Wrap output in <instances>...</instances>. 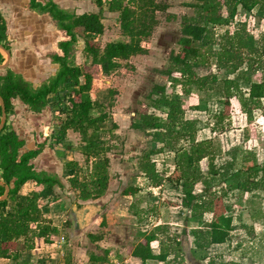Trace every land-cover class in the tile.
<instances>
[{
	"label": "rangeland",
	"instance_id": "374dc122",
	"mask_svg": "<svg viewBox=\"0 0 264 264\" xmlns=\"http://www.w3.org/2000/svg\"><path fill=\"white\" fill-rule=\"evenodd\" d=\"M157 1L167 3L168 9L166 12L156 13L158 24L152 35L144 42L148 52L121 61L122 65L117 70L109 74L103 71L98 73L84 54L83 39L79 37L77 43L75 61L93 73L91 95L95 100L100 101L109 115L99 131L102 145L109 148L105 155L110 158L108 189L102 197L89 200L79 197L80 192L73 187L71 178L75 173L79 174L80 179L85 174H91L93 160L92 158L88 160L82 152L80 145L83 141L77 131L68 130L65 144L55 143L51 135L60 123L55 117L59 118L58 116L61 115L66 118L67 114H61L58 110L59 106L54 103L45 108L48 111L47 118L50 116L53 118L52 129L47 139L35 146L43 144L42 152L45 148L55 146L51 148L54 152L48 149V153L38 157L41 152L37 158H34L35 160L33 159L35 162L33 165L35 168H48L46 170L51 172L60 170V175L57 173L54 175L60 179L61 185L54 186L51 198L47 199L48 190L39 201L46 220L59 228L57 235H51V240L54 241L49 242L55 245L49 247L41 245L37 242L39 237L32 242L37 248L35 254L40 258V264H94L90 260L91 254L105 256L111 250L115 251L118 257L120 247L126 248L138 240V231L142 234V241L145 234L155 233L158 239L153 242L154 248L160 252H171L168 261L164 264H264V183L251 182L240 186L238 180L226 181L220 175L229 161H233L235 168L252 165L254 157L259 162L264 161V88L260 94L251 97L253 100L250 109L245 110L237 98L232 99L230 107H225L216 97L208 101L207 95L201 93L196 84L181 81L174 83L164 75L161 70L169 66L171 55L180 50L182 18L184 15L194 14V9L186 5L190 0ZM222 1L228 2L224 8L225 13H228L232 5L229 1ZM56 2L62 9L76 14L99 12L105 26L104 33L100 37L102 45L125 39L119 23V14L109 12L107 5L100 8L94 0H56ZM23 14L21 22L17 21L13 29L17 32V36H20V32L25 34L17 44L21 50L25 49L24 53L21 52L25 56L24 62L27 65L34 64L33 69L28 68L26 79L28 78L29 81L32 79L30 82L39 86L58 71L49 63H54L52 61L54 53H62L59 42L67 37L48 13L37 15L25 10ZM238 29L253 34L255 45L259 48L263 47L264 11L258 8L251 12L241 9L233 23L217 28V32L223 34L229 30L234 34ZM11 47L18 50L14 44ZM238 54L240 55L236 56L235 63L238 71L248 70L252 79L262 80L264 55L261 50L257 53V62L251 59L248 49H243ZM30 57L33 59L30 60ZM46 60L48 63H45ZM260 65L262 68L256 70ZM197 71L199 75H204L210 80L214 77L227 76L223 68L213 64L200 66ZM155 84L166 85L168 94L182 98L186 117L199 120L197 129L188 132L192 142L214 141L215 159L212 161L207 157L199 163L204 176L203 181L208 184L205 185L202 181L196 184L188 182L189 184L185 185L180 181L181 172L177 169L176 153L169 149L151 156L152 161L155 162L154 174L147 176L140 170L142 157L154 145L151 142L152 137L134 128L133 123L139 117L138 110L142 107L141 103L148 101L147 96ZM187 88L190 90L189 93ZM75 98L78 100V96ZM98 112V109L92 110L94 115ZM150 112L165 116L164 110L151 108ZM45 118L43 117V120ZM10 123L12 124V121ZM175 129L179 130L180 127L175 125ZM37 133L36 131L35 134ZM43 133L41 131V134ZM37 137L38 135L35 138ZM57 150L63 152L64 158L58 155ZM68 161H77L79 165L74 170L66 171L65 164ZM62 168L64 170L61 173ZM0 182H3L1 177ZM130 187L138 188L139 191L126 199L127 195L123 192ZM186 189L204 194L206 199L211 201L205 203L197 200L189 206ZM2 197L0 193V198ZM52 200L58 202L49 205L45 210L44 207ZM12 209L13 203L9 202L6 209L0 210V214ZM84 211L87 214L81 218V212ZM92 211L95 213L98 211L97 215L93 214L101 220L100 223L105 219L106 224H100L99 227L96 225L95 228L92 222H87ZM132 211H136L137 214H129ZM109 213V217L112 215V221L117 227L112 235L106 238L102 228L107 225ZM123 213L125 219L120 218ZM220 214L233 217L232 231L225 243L210 244L208 234L210 228L207 224ZM155 223L158 226L154 228ZM186 230L187 234H185ZM195 230L197 233H194ZM92 231H96V236L106 238L107 242L102 245L92 241L89 237ZM178 240L181 242L180 245L177 244ZM27 244L29 243L22 239L18 241L17 247L15 246L20 250L19 260L22 262L20 264H26L25 260L32 258L29 253L32 249H29ZM0 264L10 263L0 259Z\"/></svg>",
	"mask_w": 264,
	"mask_h": 264
},
{
	"label": "trees",
	"instance_id": "16d2710c",
	"mask_svg": "<svg viewBox=\"0 0 264 264\" xmlns=\"http://www.w3.org/2000/svg\"><path fill=\"white\" fill-rule=\"evenodd\" d=\"M226 1L232 5L228 13H225L224 9L228 2L222 0H190L186 4L194 9V14L183 16L179 39L180 50L171 55L169 66L161 72L174 83L181 81L196 84L198 90L207 95L208 101L216 97L225 107H230L232 99L237 98L242 108L249 110L253 100L251 97L260 94L264 88V77L262 80H254L248 70L238 71L235 65L236 56L240 55L238 53L241 50L248 49L251 59L257 62V53L261 50L264 55V46L257 47L253 34L246 33L247 31L241 32L238 29L231 34L227 30L219 34L217 28L233 23L241 9L251 12L258 8L264 11V0ZM94 2L100 8L107 5L109 12L119 14L124 40L111 41L105 45L100 43L105 26L99 12L76 14L62 9L54 0L45 3L30 0V7L33 10L41 14L48 13L57 27L66 34L67 38L59 42L62 54L52 55V61L59 65L58 71L39 86H35L22 74L10 68L0 71V95L4 98L7 112L6 124L0 132V177L4 185H12L9 197L0 200V210L6 209L9 202L13 203L12 210L0 214V257L12 258L16 264L22 263L19 260L20 250L16 248L18 241L23 239L29 243L28 246L36 237L44 238L46 242H53L51 235L55 236L59 233V229L46 220L39 201L45 192L52 190L57 184L61 185V182L54 175L55 173L37 171L31 163L42 152L43 144H39L35 149L21 152L24 141L19 138L9 120L14 113L13 100L21 99L34 113H40L54 103L59 106L57 109L61 114H67L66 118L61 115L58 116L59 118L55 117L60 123L51 137L55 143L65 144L69 129L80 133L83 141L80 148L88 160L92 158L93 168L92 173L85 174L82 179L75 173L71 183L79 190V197L83 200L102 197L108 189L110 158L105 155L109 148L102 145L99 131L109 115L100 101L95 100L91 95L93 73L75 61L79 37L84 41L83 50L86 58L91 61L98 73L103 71L109 74L121 67V61L148 52L144 42L152 35L158 24L156 13L166 12L168 9L167 3L157 0H94ZM0 43L10 50L7 23L1 11ZM4 60L5 57L0 52V64ZM209 64L223 68L227 76L214 77L210 80L204 75H199L197 69ZM261 68L260 65L256 70ZM231 75L235 76L231 77ZM189 91L187 88L188 93ZM147 99L148 101L141 103L142 107L138 110L139 117L134 121L133 127L151 136L154 148L152 147L142 157L140 170L147 176L154 174L155 162L152 161L151 156L169 149L176 153L177 169L181 172L179 180L185 185L189 184L188 182L194 184L202 182L204 176L199 163L207 157L212 161L215 159L214 141H191L188 132L197 129L199 120L186 117L184 101L182 98L168 94L166 85L155 84ZM151 108L164 110L165 116L150 112ZM94 109H98L97 115L92 113ZM0 117H2L1 105ZM175 125L180 129H175ZM57 151L58 155L64 158L63 152ZM65 165L67 169L74 170L79 163L68 161ZM220 175L226 181L238 180L240 186L251 182L261 184L264 183V161L259 162L254 157V163L246 168L243 166L235 168L233 161H229ZM28 181H35L37 188L25 196H20L21 187ZM204 183L208 184V182ZM4 185H0L1 195L5 193ZM137 191L138 188L130 187L123 193L132 195ZM186 193L189 206L197 200L205 203L211 201V199L207 200L204 194L189 190ZM132 213L137 214L136 211ZM232 222L233 217L225 214H220L211 220L207 224L210 228L209 243H225L232 231ZM103 224H106L105 219L101 225ZM194 233H197L196 230ZM89 237L94 242L103 238L95 234H90ZM157 239L155 233L145 234L144 241L134 247L133 255L139 257L143 263L148 259L168 261L171 252L162 251L159 254L153 252L152 243ZM177 244L180 245L181 242L178 240ZM90 260L95 264L99 261L104 262L107 261V255L91 254Z\"/></svg>",
	"mask_w": 264,
	"mask_h": 264
},
{
	"label": "crops",
	"instance_id": "0c3cea01",
	"mask_svg": "<svg viewBox=\"0 0 264 264\" xmlns=\"http://www.w3.org/2000/svg\"><path fill=\"white\" fill-rule=\"evenodd\" d=\"M39 1L45 3V0H39ZM54 1L56 2V0H54ZM25 10H28L30 14L37 13V15H41L40 13H38L37 11L33 10L30 7V0H0V11L3 14V16H4L5 20H6V23H7V36H8V40H9L10 46L12 44H14L18 48V50L14 49L13 47L10 48V50H9L10 53H11L10 54V63H9L7 68L12 69L16 73L22 74L26 78V76H28V73H27L28 72L27 71L28 68L29 69H31V68L33 69L34 64L31 63L30 65H27V63L24 62V57L25 56H23V53L25 52L24 51L25 49L22 48V50H21L19 48L18 44H17L20 40H22V36L25 35V34L23 32H20V36H17V32L13 29L14 24H16L17 21L21 22V19L24 16L23 11H25ZM62 40H64V39H62ZM21 52H23V53H21ZM58 54H62V53L59 52ZM32 55L34 56V54H32ZM32 57H30V60L33 59ZM5 61H6V57H5L4 62ZM38 62H39V60H38ZM45 63H48V60H46ZM49 64L53 65L52 68L56 69V71H57V69H58V64L57 63H49ZM5 70H6V68L3 69V70H0V71H5ZM30 81H32V79ZM35 86H37V85H35ZM13 104H14V113H13L12 117L10 118V121H12L11 125H12L13 129L19 135V138L24 141V146L21 148V152H26L28 150L37 148L35 145L37 143L44 142L45 139H47V137L49 136L50 130L52 129L51 128V125H52L51 120L53 118L51 116H50V118H47L48 111L46 109L42 113H34V112H32L28 108V106L19 98L14 99L13 100ZM50 111H51V109H50ZM43 117H46L45 120H43ZM32 124H33V127H32ZM36 131L38 132L37 134H35ZM41 131H43L44 133L41 134ZM36 135H38L37 138H35ZM43 135H44V137H43ZM48 149H50L51 152H54L53 149H51V147L50 148H45L44 151L38 157H40L44 153L45 154L48 153L49 152ZM34 160L31 161V163H35ZM35 169L37 171H39L41 169H44L45 171H48V170H46L48 168H41L40 167V168H35ZM63 170L64 169L62 168L61 173H62ZM68 170L71 171L72 169H67L66 171H68ZM48 172L49 173H57V174L60 175V170H54V172L53 171L52 172L48 171ZM68 177H70V176L68 175ZM36 188H37V183L35 181H28L21 187V189L19 191V194H20V196H25L30 191H33ZM52 190H50V191H48L46 193L47 199L51 198L50 196H53L51 194ZM125 197L127 199L129 197V195H127ZM54 202L57 203L58 201L57 200L56 201L52 200L51 203L48 204V206L44 207V209L45 210L48 209L49 205L52 206L54 204ZM97 212L98 211H96V213ZM93 213H95V212L92 211L90 213V217L88 216L87 222L88 221L92 222L93 227L97 228L96 225L99 227L100 224H101L100 223L101 220L98 219L97 217H95L97 215L96 213H95L96 215L93 214ZM86 214H87V212H85V211L81 212L80 217L83 218V216H85ZM129 214H133V213L129 212ZM109 215H110V213L107 216V225L102 228L104 230V233H105L104 237H106V238L108 236H111L112 232L117 227L116 223L112 221V219H113V218H111L112 215L110 217H109ZM123 215L125 216V213H123L120 218H124L125 219V217ZM130 216H132V215H130ZM127 219L129 221H131V219H129V218H127ZM156 226H158L157 223L154 224V228ZM95 232L96 231H92V232H90V234H95ZM141 236H142L141 232L138 231V233H137V239L138 240H135V242L132 245H130V246L128 245V247H126V248H124L123 246L120 247L121 251L118 254L119 256L121 255L120 257L119 256L116 257L115 251L111 250L110 252H108V254H106L107 255V261H104V262L99 261L96 264H116V263L117 264H164V262H166V261H159V260H155V259H148L145 263H143V261L139 257H136V256L133 255L134 247L139 242L142 241V239H141L142 237ZM104 237L102 239L98 240V241H95V242L99 243V244L102 243V245H103V243L105 241L107 242L106 238H104ZM59 241L60 240H58V242ZM37 242H40L41 245H46L47 247H49L50 245L54 244V243L53 244H49V242H46L44 238L38 239ZM119 244H121V243H119ZM29 246H31V247H29ZM29 246H27V247L29 249H32V251L29 252L32 258L30 260H25V263L27 262L26 264H40V262H39L40 258L36 257V254H35L36 251H37V248L33 245V243H31ZM104 247L106 248V246H104ZM152 247H153V252L155 254H159L160 253L159 250H156V248H154L153 243H152ZM25 253L26 252L24 251V254ZM0 259L3 260V261H8L10 264H16V262L14 260L10 259V258L2 257ZM60 264H62V263H60Z\"/></svg>",
	"mask_w": 264,
	"mask_h": 264
},
{
	"label": "water",
	"instance_id": "95a60500",
	"mask_svg": "<svg viewBox=\"0 0 264 264\" xmlns=\"http://www.w3.org/2000/svg\"><path fill=\"white\" fill-rule=\"evenodd\" d=\"M0 52L6 57V61L3 64H0V70H3L5 68L8 67L9 63H10V51L8 49H6L1 43H0ZM6 53V55H5ZM0 105L2 107V117H1V123H0V132L3 130L6 121H7V112H6V107H5V101L4 98L0 95ZM0 185H4L3 182H0ZM5 186V193L3 195L2 198H0V200H4L7 199L10 193V185H4Z\"/></svg>",
	"mask_w": 264,
	"mask_h": 264
}]
</instances>
